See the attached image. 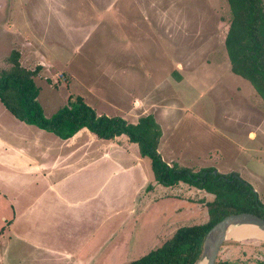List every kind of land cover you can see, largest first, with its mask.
Wrapping results in <instances>:
<instances>
[{
    "label": "rangeland",
    "instance_id": "1",
    "mask_svg": "<svg viewBox=\"0 0 264 264\" xmlns=\"http://www.w3.org/2000/svg\"><path fill=\"white\" fill-rule=\"evenodd\" d=\"M230 18L227 0H0V70L10 68L6 59L14 51L26 68L41 67L35 80L46 117L70 95L129 123L153 114L166 134L163 146L180 157L169 167L235 173L264 204V99L230 69ZM143 96L140 106L132 104ZM118 139L125 145L83 129L64 143L20 122L0 102V219L8 220L0 264H127L179 227L208 220L212 194L158 180L139 145ZM37 166L55 171L45 170L47 178L37 181L25 172ZM82 168L81 195L95 207L79 216L82 222L70 223L81 224L85 234L67 240L68 225L17 214L34 189L50 181L67 188L73 169ZM95 238L102 245L97 249ZM227 242L218 260L249 261L264 251V240ZM49 246L65 253L44 251Z\"/></svg>",
    "mask_w": 264,
    "mask_h": 264
},
{
    "label": "trees",
    "instance_id": "2",
    "mask_svg": "<svg viewBox=\"0 0 264 264\" xmlns=\"http://www.w3.org/2000/svg\"><path fill=\"white\" fill-rule=\"evenodd\" d=\"M227 2L231 18L225 46L231 71L248 80L264 99V0ZM6 61L11 66L0 70V102L17 120L62 140L74 137L83 129L104 140L126 136L130 142L139 145L141 157L151 160L158 180L165 179L166 184L187 182L213 195V200L206 203L207 221L179 227L159 246L127 264H197L207 233L225 217L253 213L264 218V204L254 188L239 175H224L213 168L195 173L169 167L158 152L162 129L153 114L141 116L137 123H129L122 117L98 115L82 96L70 95L64 107L46 117L38 100L40 87L35 80L41 67L26 68L17 51ZM259 243L264 248V242ZM225 244L229 243L222 247ZM258 254L254 260L242 257L217 259L216 264H264V251Z\"/></svg>",
    "mask_w": 264,
    "mask_h": 264
},
{
    "label": "crops",
    "instance_id": "3",
    "mask_svg": "<svg viewBox=\"0 0 264 264\" xmlns=\"http://www.w3.org/2000/svg\"><path fill=\"white\" fill-rule=\"evenodd\" d=\"M230 69H231V66H230ZM142 95L147 96V95H149V93L142 94ZM143 100H144V96L141 99L134 98L132 100V104H134L138 107L143 103L142 102ZM114 105H116V104H114ZM97 114L102 115V113L100 114L98 112H97ZM143 116H146V115H143ZM134 123H137V121ZM161 129H162V127H161ZM77 135H78V133L74 137H72L71 139L64 141V143H67L70 140L73 141V139ZM164 136H166V134H165V131L162 129V137H164ZM249 136L251 138H254L255 133L250 132ZM114 141H118L120 144L125 145V143L121 142L118 138L114 139ZM164 143H165V141L161 140L159 147H158L159 153H160L163 161L170 165V162L180 160V157L177 156L179 154H176L175 150L173 151V149H169L167 147H164L163 146ZM78 146H76L74 149H76ZM160 147L163 149H161ZM76 166L77 165H74L73 167H76ZM116 167H117V165H116ZM62 168H65V167H62ZM25 170H26L25 171L26 174H28V172H29L30 175H37V177H36L37 181L39 180L38 178L42 175H43L42 177L47 178V175L44 173L45 170L49 174H51L53 171H55V169H45V170H44V168L39 169L38 166H37V169H31L29 167V169H25ZM73 170L75 171V173L70 174L71 176H73V183H70L67 188L66 187H60V183L55 182V181H50L49 183H45L44 181L46 179L44 178L43 184L45 183L46 185H44L40 189H38V188L34 189L36 191L32 190L37 194H33V196L31 197L28 204L21 205V204L17 203L18 206H21L19 208L20 211L17 210V214L22 216L23 218H26L27 220H30V221L33 220V216H36V218H38V219L40 217H43V220H45L44 222L46 224L47 223H54L52 226H56V225L60 226L62 224L68 225L67 229H69V231L67 234H65L67 240L77 238L81 233L85 234L86 232H81L82 227H83L81 224H78L77 226H71L70 222H82L80 220L79 216L80 215L86 216L87 212H89V210L91 208H94L95 206L89 205V207H88L86 199L82 198L83 196L81 195V192H83L85 195V190H86V186H84L86 175H85V173H81L82 170H84V169L82 168V169H77V170L73 169ZM40 171H42V172H40ZM121 172H124V169ZM49 180H51V179H49ZM82 181H83V183H82ZM109 182H110V180L107 179L106 183L109 184ZM101 189H103V188L101 187L99 190H101ZM5 203L6 204H2V205H4L5 207L8 208V211H9L8 214L12 213V204H10L9 202H5ZM30 212H31V214H30ZM17 214H15V215H17ZM94 214H97V213H94ZM0 216H2V215H0ZM7 222H8V220L6 218L0 219V242H1V239L3 236L4 229H6V228H4V226ZM37 222H35V223H37ZM98 233H100V231ZM96 245H97V239L93 241V249H97L98 247L102 246L101 242L98 243L97 247H96ZM232 250H233V248H232ZM44 251H50V252L52 251L53 253L54 252H64V251H58V250L55 251L53 249V247H50V246L46 247ZM82 264H85V263H82Z\"/></svg>",
    "mask_w": 264,
    "mask_h": 264
},
{
    "label": "water",
    "instance_id": "4",
    "mask_svg": "<svg viewBox=\"0 0 264 264\" xmlns=\"http://www.w3.org/2000/svg\"><path fill=\"white\" fill-rule=\"evenodd\" d=\"M253 228L264 235V218L253 213H238L225 217L207 233L203 253L197 264L203 260L205 264H216L221 248L227 240Z\"/></svg>",
    "mask_w": 264,
    "mask_h": 264
},
{
    "label": "bare ground",
    "instance_id": "5",
    "mask_svg": "<svg viewBox=\"0 0 264 264\" xmlns=\"http://www.w3.org/2000/svg\"><path fill=\"white\" fill-rule=\"evenodd\" d=\"M247 240H262L264 239V235L259 232L257 229L253 228V229H250V231H244V232H241L240 234H237L236 237H233L231 239H236V240H244L246 239ZM205 260H203L200 264H205Z\"/></svg>",
    "mask_w": 264,
    "mask_h": 264
}]
</instances>
